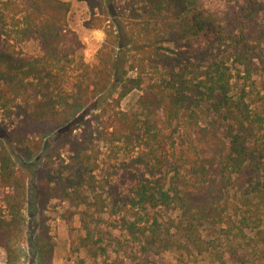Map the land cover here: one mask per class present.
<instances>
[{"label": "trees", "instance_id": "obj_1", "mask_svg": "<svg viewBox=\"0 0 264 264\" xmlns=\"http://www.w3.org/2000/svg\"><path fill=\"white\" fill-rule=\"evenodd\" d=\"M77 1L84 27L104 32L93 63L69 3L0 0L5 264H24L28 199L8 145L27 170L40 161L33 264H53V200L80 222L72 246L84 257L64 264H157L166 252L264 264V0H225L220 12L204 0ZM31 41L39 57L22 51ZM101 143L129 154L125 180L100 176Z\"/></svg>", "mask_w": 264, "mask_h": 264}, {"label": "rangeland", "instance_id": "obj_2", "mask_svg": "<svg viewBox=\"0 0 264 264\" xmlns=\"http://www.w3.org/2000/svg\"><path fill=\"white\" fill-rule=\"evenodd\" d=\"M70 4V13L68 16V21L71 29H73L80 40L84 44V56L88 63H93L94 56L97 50L100 48L104 42V32L102 30H88L84 27V22L89 18V12L87 6L83 2L77 0H61ZM225 0H204L205 9L211 12H220L223 9ZM116 14V18L122 21L121 16ZM22 51L30 56L39 57L41 55V49L36 41L28 42L21 46ZM132 75V73H129ZM107 99L111 96L115 97V87L113 86L109 92L105 95ZM140 96L139 91L132 92L128 97H126L122 102V109L124 111H129L135 109L137 105L138 98ZM94 106L87 107L81 114L82 117L88 116L93 111ZM4 117L0 114V129L2 125L9 123L10 120L3 119ZM52 137L48 138L50 142ZM10 152L12 153L14 160L17 162L18 167L24 172L27 178L28 184V199L25 206V218L26 227L24 232L25 240V250L26 256L23 260L24 264H33L35 261L31 238L36 232L37 223V212L35 210V200L33 194V186L35 183V171L38 169L40 161L33 162L32 170L25 169L18 158L14 149L8 145ZM100 176L114 177L118 179L121 177L125 180L124 176L127 175V165L130 161L129 154L120 148V146L111 147L100 144ZM3 196V191L0 190V206L2 204L1 199ZM48 223L50 225L51 234L55 240V252L53 264H64L68 258L84 257L83 253L74 254V247L72 242L78 240L80 235V222L77 215V211L70 208L67 203L59 200H53L47 209ZM92 262L91 259L87 260ZM157 264H218L214 262L211 258L206 256L198 257L195 262H183L180 260L179 256L175 252H166L160 257L156 258ZM6 262V251L0 249V264H5Z\"/></svg>", "mask_w": 264, "mask_h": 264}]
</instances>
